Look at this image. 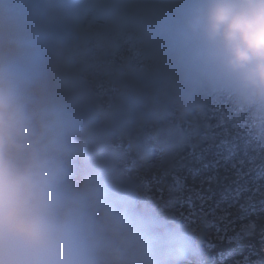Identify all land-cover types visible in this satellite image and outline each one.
<instances>
[{
  "label": "clouds",
  "instance_id": "1",
  "mask_svg": "<svg viewBox=\"0 0 264 264\" xmlns=\"http://www.w3.org/2000/svg\"><path fill=\"white\" fill-rule=\"evenodd\" d=\"M85 17L146 59L137 89L184 110L227 97L264 130V0H0V264H181L197 251L189 230L139 210L102 151L144 116L141 97L112 98L102 121L50 85Z\"/></svg>",
  "mask_w": 264,
  "mask_h": 264
},
{
  "label": "trees",
  "instance_id": "2",
  "mask_svg": "<svg viewBox=\"0 0 264 264\" xmlns=\"http://www.w3.org/2000/svg\"><path fill=\"white\" fill-rule=\"evenodd\" d=\"M146 63L130 43L99 41L85 17L55 55L50 85L83 96L102 121L112 98L141 97L144 116L102 151L134 180L139 210L189 230L197 251L181 264H264V130L227 97L184 110L162 90L137 89L130 74Z\"/></svg>",
  "mask_w": 264,
  "mask_h": 264
}]
</instances>
